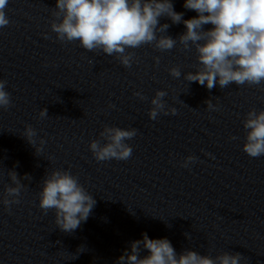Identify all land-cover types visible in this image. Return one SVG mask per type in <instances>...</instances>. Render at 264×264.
I'll use <instances>...</instances> for the list:
<instances>
[{
    "label": "clouds",
    "instance_id": "9594fccd",
    "mask_svg": "<svg viewBox=\"0 0 264 264\" xmlns=\"http://www.w3.org/2000/svg\"><path fill=\"white\" fill-rule=\"evenodd\" d=\"M8 3L0 0V28L10 23L5 12ZM183 7L197 15L184 19V13L174 10L173 0H56L50 26L60 42L78 41L88 52L115 56L126 68L135 60L134 49L154 45L159 51H170L179 42L185 50L194 47L197 54L196 70L185 73V81L197 82L209 91L217 85L221 89L232 84L264 86V0H184ZM160 18L172 24L183 23L186 30L173 38L166 34L170 25L161 24ZM206 25L212 27L206 30ZM155 59L159 63V57ZM169 74L176 79L182 75L179 67H171ZM6 85L7 81L0 79V109L4 110L12 106ZM134 95L146 99L141 92ZM166 96L164 90L155 92L148 111L150 119L156 120L161 113L176 114L174 107H167ZM205 103L208 110H218L212 99ZM39 116L48 117L47 109H41ZM242 124L246 133L242 150L252 158L264 156V109L249 110ZM137 132L134 127L105 125L99 134L101 139L92 140L89 149L98 162L126 161L133 152L127 141ZM22 136L37 155L42 151L45 141L40 139L41 147L36 146L37 132L31 125L26 126ZM196 160L189 155L181 166L187 168ZM8 177L11 184L5 185L0 203L10 211L27 189L22 180L30 181L31 176L20 177L15 170H8ZM37 195L39 208L45 214L54 210L57 228L68 234L87 221L97 203L79 177L65 169L46 172ZM142 237L130 243V251L125 250L116 264H242L246 259L239 252L228 251L215 257L188 249L178 254L167 238L150 239L147 233ZM143 250L148 254L141 256Z\"/></svg>",
    "mask_w": 264,
    "mask_h": 264
}]
</instances>
